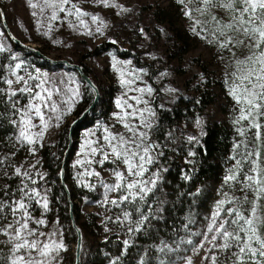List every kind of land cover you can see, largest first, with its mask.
Instances as JSON below:
<instances>
[{
	"label": "snow or ice",
	"instance_id": "1",
	"mask_svg": "<svg viewBox=\"0 0 264 264\" xmlns=\"http://www.w3.org/2000/svg\"><path fill=\"white\" fill-rule=\"evenodd\" d=\"M26 2L29 8L39 9L41 16H44L45 9L51 10L47 17L48 31L43 33L45 36L52 30L51 22L62 18L74 31L82 30L81 34L88 36H104L108 27L103 18L83 10L73 0ZM94 3L103 8L118 9L117 15L133 11L119 0H94ZM177 3L183 6L184 16L192 20L191 32L216 48L220 61L227 60V94L234 102L236 133L242 138L234 143L235 155L231 157L234 163L223 176L222 198L216 201L205 230L190 233L202 237L192 251L203 250L205 255L201 259L205 264H264V0H177ZM58 13L65 15L61 17ZM30 14L37 16L36 11ZM194 14H197L195 19ZM3 16L4 13L0 12V17ZM37 23L38 29L44 26L39 21ZM91 25H95L94 31ZM139 31L146 36L143 27ZM160 31L167 36L163 28ZM111 42L117 43L115 40ZM6 51L5 45L0 44V53ZM152 59L158 57L153 55ZM11 60L14 64L8 67L10 78L0 75V84L7 86L0 87V102L10 105V123L18 129L16 142L26 146L30 155L36 156L37 146L43 147L46 132L51 127H60L64 117L71 113L80 92L75 87L74 77L56 81L42 74L21 75L17 70H22L25 62L16 55H12ZM112 61L111 67L118 73V82L123 89L114 101L117 111L111 114V123L99 121L94 130L84 132L78 154L80 158L74 165L84 171L75 179L78 185L95 190L97 184L88 183L84 178H98L99 186L104 189V199L98 203L121 210L114 219H106L127 226V232L132 234L143 229L153 210V205L145 204L150 210L146 215L136 205L154 194L163 179L161 173L167 171L164 168L150 171L163 155L160 145L152 140L151 132L157 126V108L161 111L170 109L164 104L153 107L159 97L157 90L143 81L147 70H129L131 61H119L115 56ZM186 71L196 78L193 87L207 83L205 73L194 70L190 64ZM159 75L163 78L170 73L165 70ZM89 85L92 86L91 82ZM164 91L173 99L180 95L179 88L168 87ZM20 97L27 102L22 103ZM195 103L200 104L201 100L197 99ZM195 124L201 128L200 135H204L203 118L197 117ZM187 140L199 144L196 136L189 135ZM11 155L15 156V153ZM188 155L192 157L196 153L190 151ZM7 160V156L0 158V166H4ZM106 163L113 165L109 172L112 182H106L101 172L91 167L96 164L103 168ZM12 175L20 178V186L11 190L5 185L0 197V236L6 238L11 254L8 264H59L60 253L66 250L63 233L41 230L47 225L46 215L51 211L50 189L40 186L46 181L47 173L40 172L37 164L32 163L27 167L23 164L13 166ZM183 179L190 180L191 176L185 174ZM225 188L228 191H224ZM200 191L197 189L191 195H198ZM128 204L132 205L131 211L122 207ZM37 206L42 209L39 217L34 215ZM155 211L159 213L162 209ZM193 222L189 219L185 229ZM105 231L110 229L105 226ZM186 243L192 244V240ZM123 244L126 251L131 241L125 239ZM165 249L172 251L167 245L160 251ZM184 259L185 264H193L190 256ZM119 260L118 256L112 264Z\"/></svg>",
	"mask_w": 264,
	"mask_h": 264
},
{
	"label": "trees",
	"instance_id": "2",
	"mask_svg": "<svg viewBox=\"0 0 264 264\" xmlns=\"http://www.w3.org/2000/svg\"><path fill=\"white\" fill-rule=\"evenodd\" d=\"M140 22H146L148 27H155L157 30L163 28L166 31L167 36L163 33L162 36L172 46L171 58H176L177 55H182L186 51L187 41L185 36L181 31L173 28L171 17L163 10L141 6L139 9H133L131 13L125 14L123 19L127 31L136 32ZM137 34L133 33V35L127 36L131 46H135L141 40V35L138 36ZM15 49L25 53L32 62L42 68H64L60 65H52L19 46H15ZM109 49L115 48L105 47V44H101L95 51L100 53ZM116 52L121 57H130L131 53L129 50H116ZM9 61L8 55L0 53V75L5 79H7ZM81 65L86 74L93 79L89 68L83 63ZM198 67H200V71H204L201 65L198 64ZM64 69L71 70L69 68ZM204 85L209 86V79ZM0 87H5V85L0 84ZM84 87L86 97L77 116L92 100V92L87 86L84 85ZM100 92L101 97L97 106L73 130L72 138L74 143L76 142L78 131L82 127L93 123L97 113L106 109L107 100L104 97L105 93L101 88ZM19 99L22 103L27 102L23 97ZM197 99L201 100L200 104L195 103ZM212 103L213 97L209 89L201 87L197 90L195 98H179L173 107L168 108L170 111H161L157 108V126L151 132V138L160 145L159 150L163 152V155L159 157L156 163V167L167 169V171L161 173L163 179L154 194H150L145 202H140L136 205L146 215L149 214L150 210L145 204L153 205L150 220L140 232L129 234L127 226L122 227L119 224L104 220V224L111 228L114 226L118 227L124 238H121L119 233H100L99 230L103 227L96 223L94 215L90 214L88 221L81 219V204L79 202H85L95 194L89 188H86L83 192L82 189L77 190L71 184V166L67 162L73 154L74 145H72L65 165V181L70 189L71 198L74 201V214L83 235L81 264H112L118 256L120 260L116 264H141V260H143V264H161L166 259L164 253L160 251L162 246L167 244L170 248H173L178 241H182L183 236L192 233L197 227L196 222L204 212L209 210L210 205L215 201V196L219 194L221 189L223 176L234 163L231 157L235 155L233 147L235 140L231 130L223 124L207 125L203 130L205 134L198 138L199 144L189 143L188 140L177 134L176 129L184 119H193L200 116L202 111ZM11 119L10 105L0 102V158L8 157L6 164L0 166V197L3 196L5 185L11 190H15L20 186V178L12 175L14 166L12 163L21 156L22 152L27 150L26 146L22 147L16 142L17 128L10 123ZM68 127L69 125L59 129L51 142L44 143L43 147L37 146L38 162L40 164L38 169L42 173H47L46 181L40 186L50 189L48 196L51 211L46 215L47 221L52 228L62 232L64 238L68 237L75 242L74 231L70 227L68 218L66 196L59 179L63 153L68 144ZM169 133H171V138H169ZM190 151L195 152L196 155L190 157L188 155ZM13 152L15 156L11 155ZM186 161H192V163ZM5 173H7V176ZM185 174L190 175L191 179H183ZM197 189H201L200 193L195 196L191 195ZM161 201H163L162 204L160 203ZM122 207L124 210H132L131 204L123 205ZM155 209H162V211L157 213ZM41 211L42 209L37 206L34 210V215L39 217ZM116 215H118L117 212H114L109 217L114 219ZM134 219H138V217H134ZM189 219L194 222L185 229L184 225ZM57 220L59 223H56ZM125 239L131 241L126 251L123 244ZM165 251L168 250L165 249ZM122 252H124V255H121ZM220 259L223 261L224 256L221 255ZM72 263L73 253L71 252L68 253V264ZM0 264H8V255L1 244Z\"/></svg>",
	"mask_w": 264,
	"mask_h": 264
},
{
	"label": "rangeland",
	"instance_id": "3",
	"mask_svg": "<svg viewBox=\"0 0 264 264\" xmlns=\"http://www.w3.org/2000/svg\"><path fill=\"white\" fill-rule=\"evenodd\" d=\"M33 2H39V0H33ZM73 2H76L83 10L89 12L90 14H96L106 21L108 27L105 29L104 36L83 35L81 34L82 30L74 31L68 26L67 20L63 18L57 21H52V30L49 35L45 36L43 33L48 31L47 17L51 14L50 9H45L44 16H41L39 15V9L34 10L27 6L26 0H0V7L3 9L6 22L8 23L12 33L18 39L38 48L43 54L52 59H66L73 63L85 64L89 68L96 85L105 93L104 97L107 100L106 109L97 113V117L93 119V123L82 127L78 131L76 142L74 143L73 140L72 143V145H74V150L67 163L71 166V184L77 190L82 189L84 192L86 189L85 187L78 185L75 179L79 172L84 171V168L74 166L75 161L80 158L78 154L84 140L83 134L85 131L94 130L95 125L99 121H107L111 123V114L114 111H117L114 101L123 91L118 82V73H116L111 67V64L113 63V56H115L119 61L130 60L131 64L128 66L129 70H147V75L143 76V81L156 89L159 97L153 104V107H156L159 104H164L166 108H171L176 104L179 98H195L199 88L202 87L209 89V92L213 97V103L203 110L200 116H197L203 118L204 120L202 130H204L207 125L223 124L231 130L235 142L242 139L238 137L235 130L236 126L233 124L235 116L233 111L234 102L227 94V85L225 83V73L226 71H229V69L225 68L227 60L220 61L218 59L217 49L206 44L204 40L195 36L191 32L192 20L184 16L183 6L177 3V0H119L120 3L130 9L137 10L141 6H145L152 9L155 8L157 10H163L171 17L173 28L181 31L187 41L186 51L182 55H177L176 58L170 57L172 56V46L166 39H164L162 32L155 29V27H148L146 22H140L136 32L132 30L127 31L123 23L125 14L117 15V12L119 11L118 9L103 8L95 4L94 0H73ZM32 11L37 12L36 17L31 16L30 13ZM58 15L63 17L65 14L58 13ZM196 15L197 14H194L193 19H195ZM38 21L44 25L43 27H39V29L37 23ZM157 24L160 26L159 23ZM91 27L94 31L95 25H91ZM141 27L144 28L146 36L140 33L139 29ZM0 33H2L0 34V44H4L7 48V51L3 53L8 55L10 60L7 65V78H10L8 72L9 65L14 64V61L11 60V56L16 55L19 59H22L25 62L24 68L22 70H17L18 74L27 75L28 73H31L34 76L42 74L54 78L56 81L67 79L69 77H74L76 80L75 87L79 89L80 96L76 97L71 113L64 117L60 127H51L46 132L43 144L49 143L59 129L70 125V123L78 117V111L81 110L86 97L85 87L79 80L75 71L64 68H42L32 62L25 53L17 51L15 49V45L7 38L1 19ZM133 33H138V36L141 35V40L136 43L135 46H131L130 42L127 40V36L133 35ZM112 40L117 41V43H115L112 47L115 49L103 50L100 53H96L95 50L99 45L105 44L106 42L112 43ZM116 50H129L131 52L130 57H121L117 54ZM153 55L157 56L158 59H152ZM188 64H190L192 68L197 71H200L198 64L204 68V71L200 72L205 73L206 78L209 79V86L202 84L198 88L193 87L196 82V78L192 77L186 71V66ZM37 69L39 70V73H37ZM165 70H167L170 75L161 78L159 74ZM137 83L139 84L140 82L138 81ZM5 87L7 86L5 85ZM168 87L179 88V97L173 99L172 95L164 91V89ZM197 117L193 119H184V121L180 122L176 129L177 134L181 135L186 140L189 135L199 138V136H201V128L197 127L195 124ZM34 122L38 123V121ZM17 132L18 129L16 134ZM241 151H243V149H241ZM32 163H36L37 168H39L40 164L38 162V151L36 156H32L29 154L27 149L22 152L21 156L18 157L12 164H14V166L23 164L24 167H27L28 164ZM91 167L96 171H100L101 177H103L106 182H112L109 172L113 165L106 163L103 168H101L99 165L93 164ZM156 170L157 167L155 164L151 167L150 171L156 172ZM84 179L88 183L97 184V187L95 190H92L95 194L93 197L88 198L85 202H79V204H81V219L88 221V219H90L89 215H94L96 223L103 227L99 230L100 233H119L120 237L124 238L118 227L113 225L114 227L111 228L107 224H104V220H107L106 218L111 216L114 212L120 214V212H118L120 209H116L110 204L98 203L104 199V189L99 186L98 178L85 177ZM224 191H228V189L225 188ZM215 197L216 199L210 205L209 210L204 212L196 222L197 227L192 231V233L205 230L206 223L208 222L207 218L214 210L216 201L222 198L220 192ZM105 226H107L110 231H105ZM41 230L44 232H50L56 229L52 228L48 222L46 226L41 228ZM189 234L183 236L182 241H178L177 245L173 248H170L167 244H165L167 247L172 249V251L163 252L166 256L163 264H185L184 258L188 256L192 258L193 264H205V262L201 259V257L205 255L204 251H192L194 247L199 245V241L202 237ZM189 239L192 240V244L186 243ZM63 242L66 245V250L60 253L59 264H68V253L72 252L74 242L68 237H63ZM0 244L3 246L9 257L11 254L8 250L5 237L0 236ZM164 246H162V248H164Z\"/></svg>",
	"mask_w": 264,
	"mask_h": 264
},
{
	"label": "water",
	"instance_id": "4",
	"mask_svg": "<svg viewBox=\"0 0 264 264\" xmlns=\"http://www.w3.org/2000/svg\"><path fill=\"white\" fill-rule=\"evenodd\" d=\"M0 12H3V9L1 7H0ZM0 19H1V23H2V26L4 28V31L6 33V36L12 44H14L15 46H19L25 50H28L29 52H31L32 54H34L38 58H41L44 61H46L52 65H60V66H63L64 68H69V69L75 71L77 76L79 77V79L82 81V83L85 86H87L90 89V91L92 92V100L89 103V105L81 111L79 116L76 117L70 123V125L68 127V144H67V147L63 153L61 168L59 171L60 185H61V187L65 193L66 202L68 205V218H69V222H70V227L74 231V235H75V242H74L73 250H72V253H73V263L72 264H81L82 263L83 235H82L81 227L79 226V224L76 221V217L74 214V201L71 198L70 189L68 187V184L65 181V165H66V162L68 160V156H69V153L71 151V147H72V143H73V138H72L73 130L75 129V127L78 124L82 123L91 114V112L94 110V108L97 106L98 102L100 101L101 92H100L99 87L94 82V80L88 74H86V72H85V70L81 64L73 63V62H70L69 60H66V59H57L56 60V59H52V58L46 56L38 48H36V47H34L28 43H24L20 39L17 38L12 33L8 23L6 22L5 15L3 17H0ZM113 46H114L113 43H109V42L105 43V47H111L112 48ZM89 82H91V85L94 86V88L89 85Z\"/></svg>",
	"mask_w": 264,
	"mask_h": 264
}]
</instances>
